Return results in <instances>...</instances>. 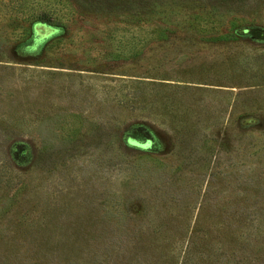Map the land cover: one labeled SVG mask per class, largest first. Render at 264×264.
<instances>
[{
  "label": "rangeland",
  "instance_id": "1",
  "mask_svg": "<svg viewBox=\"0 0 264 264\" xmlns=\"http://www.w3.org/2000/svg\"><path fill=\"white\" fill-rule=\"evenodd\" d=\"M0 264H264V0H0Z\"/></svg>",
  "mask_w": 264,
  "mask_h": 264
}]
</instances>
